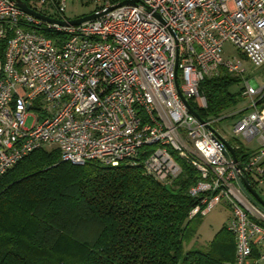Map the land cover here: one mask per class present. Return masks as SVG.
Returning a JSON list of instances; mask_svg holds the SVG:
<instances>
[{
    "label": "built area",
    "instance_id": "built-area-1",
    "mask_svg": "<svg viewBox=\"0 0 264 264\" xmlns=\"http://www.w3.org/2000/svg\"><path fill=\"white\" fill-rule=\"evenodd\" d=\"M68 1L28 0L61 21L49 22L0 0V178L33 151L57 148L72 165L137 164L149 152L145 172L171 184L182 173L175 152L201 174L190 217L226 198L232 264L264 260V208L243 185L264 186V84L246 81L248 104L205 122L180 95L198 101L201 80L221 68L244 78L242 61L224 56L227 42L264 66V0H72L98 3L97 16L79 24ZM234 115V139L257 143L244 161L225 153L229 140L215 127Z\"/></svg>",
    "mask_w": 264,
    "mask_h": 264
},
{
    "label": "trees",
    "instance_id": "trees-1",
    "mask_svg": "<svg viewBox=\"0 0 264 264\" xmlns=\"http://www.w3.org/2000/svg\"><path fill=\"white\" fill-rule=\"evenodd\" d=\"M239 80L224 68L204 76L206 105L191 106L204 119L224 117L240 101L229 90ZM229 142L239 160L250 156L240 140ZM172 153L182 173L164 184L145 172L149 152L137 164L111 166L72 165L57 148L33 151L0 178V264H232L236 240L228 224L207 250L187 248L201 216L190 217L201 197L189 190L201 174ZM252 258L259 260L257 248Z\"/></svg>",
    "mask_w": 264,
    "mask_h": 264
},
{
    "label": "rangeland",
    "instance_id": "rangeland-1",
    "mask_svg": "<svg viewBox=\"0 0 264 264\" xmlns=\"http://www.w3.org/2000/svg\"><path fill=\"white\" fill-rule=\"evenodd\" d=\"M98 6L97 2L84 3L81 1H68L67 3V16L68 18H76L84 15L91 14L96 7ZM224 56L225 57H236L242 61V72L244 75L240 77V80L233 83L230 87V92L235 96H239L240 101L236 105L234 111L238 113L244 106L248 104V100L243 98V91L246 87V81L256 79L259 84H264V66H256L250 60H248L242 53L236 49V47L227 42L224 46ZM195 100V102L200 105H204L205 99L203 97ZM232 111V112H234ZM231 112V113H232ZM239 116L234 115L222 119L215 124V127L222 133V135L228 140H233L235 134L233 131L234 125L238 121ZM241 142L249 150H253L257 147L255 141L248 142L247 140L242 139ZM257 191L264 199V186L259 185ZM233 214L232 207L230 202L224 198L222 201L215 205L208 213L200 216L199 221L196 223L197 234L196 237L191 241L187 248H201L207 250L209 242L215 237V235L229 223Z\"/></svg>",
    "mask_w": 264,
    "mask_h": 264
},
{
    "label": "water",
    "instance_id": "water-1",
    "mask_svg": "<svg viewBox=\"0 0 264 264\" xmlns=\"http://www.w3.org/2000/svg\"><path fill=\"white\" fill-rule=\"evenodd\" d=\"M17 2V6L20 7L24 12L30 13L40 19L49 21V22H56L59 20L50 18L44 14H41L35 10H33L25 1L23 0H15ZM136 0H126L123 1L121 4L124 3H134ZM97 16L96 13H91L88 15H85L83 17H79V18H75L70 20L71 24H79L82 23L84 21H88L91 19H94ZM61 22V21H59ZM62 23H66L65 21H62ZM180 91V90H179ZM180 95L182 100L184 101V103L186 104V106L188 107V109L201 121V122H205V119L202 118L199 113L191 106L190 102L185 98V96L182 94V92L180 91ZM225 144H226V148H225V153L227 155H231L235 160H237V155L235 152V149L233 147V145L228 142L227 140H224ZM243 185L245 187L246 192L248 193V195L250 197H252L260 206H262L264 208V199L261 197V195L259 194V192L252 186L251 182L249 179H244L243 180Z\"/></svg>",
    "mask_w": 264,
    "mask_h": 264
},
{
    "label": "crops",
    "instance_id": "crops-1",
    "mask_svg": "<svg viewBox=\"0 0 264 264\" xmlns=\"http://www.w3.org/2000/svg\"><path fill=\"white\" fill-rule=\"evenodd\" d=\"M261 262H263V263H264V261H261Z\"/></svg>",
    "mask_w": 264,
    "mask_h": 264
}]
</instances>
